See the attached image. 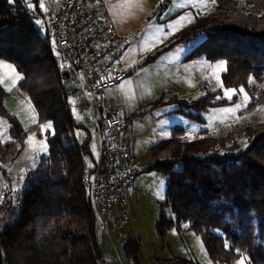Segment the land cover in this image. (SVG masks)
Masks as SVG:
<instances>
[{
  "label": "trees",
  "instance_id": "obj_1",
  "mask_svg": "<svg viewBox=\"0 0 264 264\" xmlns=\"http://www.w3.org/2000/svg\"><path fill=\"white\" fill-rule=\"evenodd\" d=\"M42 1L0 0V59L12 63L22 75L18 87L32 102L38 124L52 125L46 131L48 150L25 175L21 192L13 200L9 189L0 202V264H104L99 208L85 177L103 175L105 154L94 160L90 133L74 118L69 101L76 87L65 88L47 34L30 15ZM170 2L160 0L158 11ZM201 35L204 40L185 59L225 60L223 83L235 93L222 98V89L207 90L198 98L172 96L166 104L177 103V113L199 124H206L205 114L212 107L237 102L241 88L249 97L245 112L264 105V0H216L213 10L182 29L167 47ZM10 98L0 83V115L9 123L10 136L8 142L0 137L4 176L8 175L5 167L24 153L28 135L19 118L5 107ZM80 130L86 133L83 141L76 135ZM199 133L189 138L185 127L175 124L170 137L150 148L143 170L167 176L156 229L162 239L172 227L194 231L215 263L230 264L246 254L250 264H264V114L239 134L212 136L207 129ZM122 246L128 259L137 263L140 242L129 238ZM153 264L206 263L172 255L157 257Z\"/></svg>",
  "mask_w": 264,
  "mask_h": 264
},
{
  "label": "crops",
  "instance_id": "obj_2",
  "mask_svg": "<svg viewBox=\"0 0 264 264\" xmlns=\"http://www.w3.org/2000/svg\"><path fill=\"white\" fill-rule=\"evenodd\" d=\"M159 4L160 0H108V10L119 33L131 35L141 31L140 38L124 48L113 62L120 69H128L129 76L110 89L109 101L111 107L129 122L126 133L131 137L134 155L138 161L140 163L142 160L147 162L144 164L145 167L149 163L150 148L158 141L170 137L175 124L183 125L185 116L177 113L176 105L166 104V101L172 96L191 99L200 97L207 90H223L222 74L226 70V64L221 62L222 59L217 61H211L204 57L185 59L187 54L204 40V35L191 42L167 47L182 29L197 20L199 11L194 8L200 4L198 5L195 0L186 2L171 0L164 10L158 11ZM206 13L208 12L204 11V14ZM163 48L165 49L155 59L148 60L150 56ZM9 63L0 59V83L11 94V98L5 102V107L19 118L23 127L28 130V135L24 153L6 166L8 174L16 171L21 162L26 164L34 161L37 147L34 146L33 138L37 135L46 144V131L52 129L51 123H46L47 126L38 124V114L32 102L28 95L21 92L18 87L22 75L16 74L15 71L14 73L10 72L8 68H12V66ZM74 87L77 91L75 94L82 100L84 99L83 106L90 113L89 116L81 118L78 122L82 123L90 133L93 158L95 161H99L103 155V140L98 111L93 105V95L85 88L83 76L79 74H77ZM158 100L163 101L152 107V104ZM21 102L30 111L29 123H25L18 111V108H21ZM141 109L145 111L137 114ZM238 111L240 108L236 112ZM206 115L208 114H205V118ZM215 122L209 123L208 126L206 119L205 126L208 128L209 134L211 129L217 127ZM0 127L5 128L2 120H0ZM37 129L38 133L35 132L36 134L33 135V131ZM84 135L85 139V132ZM2 141L10 140L3 139ZM29 145L30 147H28ZM47 150L38 153L43 155ZM141 169L143 168L141 167ZM165 177L167 179V176ZM132 191L134 194L133 188ZM111 227L108 223L105 231L98 230L103 261L104 264H123L122 240L119 244L116 243L112 232L113 224ZM114 232L117 235L116 230ZM128 235L130 237L129 232Z\"/></svg>",
  "mask_w": 264,
  "mask_h": 264
},
{
  "label": "built area",
  "instance_id": "obj_3",
  "mask_svg": "<svg viewBox=\"0 0 264 264\" xmlns=\"http://www.w3.org/2000/svg\"><path fill=\"white\" fill-rule=\"evenodd\" d=\"M43 5V8L40 5ZM47 34L61 71L75 70L83 76L93 95L105 154V170L99 179L85 177L99 208V229L112 223L120 240L129 239V198L134 179L142 172L134 155L127 123L111 107L109 91L129 76L114 60L141 31L123 35L114 26L108 0H43L30 10Z\"/></svg>",
  "mask_w": 264,
  "mask_h": 264
},
{
  "label": "rangeland",
  "instance_id": "obj_4",
  "mask_svg": "<svg viewBox=\"0 0 264 264\" xmlns=\"http://www.w3.org/2000/svg\"><path fill=\"white\" fill-rule=\"evenodd\" d=\"M182 1L186 2L190 0ZM195 2L198 5L200 4L197 6V8H194L198 9L199 13H197V15L199 16L203 15L204 11L209 13L211 10H213L216 4V0H195ZM221 62L226 64V61L223 59ZM9 64L15 69L16 74H20L12 63ZM12 68H8L10 72H13ZM15 81L17 80L15 79ZM229 90H233V93H235L234 88L225 87L223 83L221 97L229 98L226 95ZM241 90L242 95L240 99L234 104H230V106L212 107L208 111L209 113L206 115L208 126L209 123H214L215 121V124L217 123V127H214L210 131L212 136H225L228 132L239 134L242 133L246 125L258 123L261 120L264 114V105H259L255 109L245 112L244 109L247 106L249 97L243 88H241ZM76 92L77 91L70 94L69 101L71 102L70 104L74 117L77 121H80L81 118L84 119L86 116H89L90 113L85 110L86 108L83 106L84 99L82 100L81 97H78L75 94ZM171 104L176 105V110L179 108L177 103ZM239 108L240 111L236 112ZM18 111L25 123H29L30 111L27 109L26 105L23 104V102H21V108H18ZM0 120L4 121L5 124L4 129L0 127V137L1 139L3 138L10 140L8 132L9 123L1 115ZM45 125L46 124H44V126ZM183 125L186 128V132L189 134V138H195L199 136V131L201 129H208L205 124H199L187 117L183 119ZM35 132L38 133V129L33 131V135L36 134ZM76 135L81 141H83L85 137L84 131L80 130L76 133ZM33 141L34 146L37 147V155L33 162H27L26 164L21 162L18 169L15 168L16 171L9 172V174L8 171H6L8 175L5 176L0 171V202L5 199V193L6 191H9V189H11V192L9 191L10 196L13 200H15V197L18 196L25 185V175L30 169L36 166L41 156V154L38 152L48 149L47 143H43V140L39 139L37 135H35ZM240 142L242 145L246 144L244 140H240ZM41 144H43V147L40 146ZM28 147H30V145ZM138 162L139 166L145 169L144 164H147V162L143 160L142 163H140V161ZM20 167L22 168L19 169ZM180 167L181 165L177 166V168ZM166 184L167 179L165 175L155 170L142 171L135 178L133 184L134 194L132 193L129 198L130 220L127 225V231L130 233L129 238L139 241L141 247L139 251V261L137 263L130 261L124 253V255H122L124 262L123 264H153L157 257H171L172 255L188 258L192 257L206 264H224L218 262L215 263L211 259L202 238L192 230H186L182 233L179 232L175 227H172L167 231L163 239L161 238L156 229V220L160 211L162 210V202L165 200ZM164 210L169 216L172 215L171 209L169 207L164 208ZM111 225L112 224L109 223L110 228H112ZM114 230L115 229L112 231L114 234V239L116 243L119 244L121 240L119 237H117ZM217 232L221 234L219 230ZM241 261H243V264H250V259L246 254H243L240 258L233 260L230 264H240Z\"/></svg>",
  "mask_w": 264,
  "mask_h": 264
},
{
  "label": "water",
  "instance_id": "obj_5",
  "mask_svg": "<svg viewBox=\"0 0 264 264\" xmlns=\"http://www.w3.org/2000/svg\"><path fill=\"white\" fill-rule=\"evenodd\" d=\"M64 86L67 90H72L74 88V82L77 79V73L75 70H63L62 72Z\"/></svg>",
  "mask_w": 264,
  "mask_h": 264
},
{
  "label": "snow or ice",
  "instance_id": "obj_6",
  "mask_svg": "<svg viewBox=\"0 0 264 264\" xmlns=\"http://www.w3.org/2000/svg\"><path fill=\"white\" fill-rule=\"evenodd\" d=\"M40 7L43 8V5L41 4ZM37 23H39V21H37ZM12 71L14 72L15 70L12 69ZM241 91H242V90H241ZM232 93H233V90H229V91L226 93V95L230 98L231 95H232ZM40 146L43 147V144H41ZM240 264H243V261H241Z\"/></svg>",
  "mask_w": 264,
  "mask_h": 264
}]
</instances>
